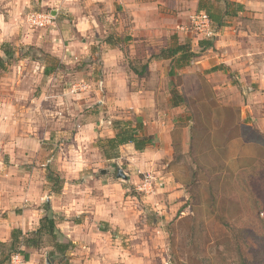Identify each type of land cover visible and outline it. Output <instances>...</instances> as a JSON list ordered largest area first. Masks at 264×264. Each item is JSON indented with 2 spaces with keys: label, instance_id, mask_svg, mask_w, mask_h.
Instances as JSON below:
<instances>
[{
  "label": "clouds",
  "instance_id": "9594fccd",
  "mask_svg": "<svg viewBox=\"0 0 264 264\" xmlns=\"http://www.w3.org/2000/svg\"><path fill=\"white\" fill-rule=\"evenodd\" d=\"M223 96L264 113V0H0V264H196L170 133Z\"/></svg>",
  "mask_w": 264,
  "mask_h": 264
},
{
  "label": "rangeland",
  "instance_id": "374dc122",
  "mask_svg": "<svg viewBox=\"0 0 264 264\" xmlns=\"http://www.w3.org/2000/svg\"><path fill=\"white\" fill-rule=\"evenodd\" d=\"M183 84L195 87L190 78ZM234 105L227 96L212 100L189 117L196 127L170 133L173 154L182 149L191 157L184 166L196 213L189 226L196 264H259L264 251L254 238L264 235V134L259 122L247 126L246 113ZM182 159L176 156L174 163Z\"/></svg>",
  "mask_w": 264,
  "mask_h": 264
},
{
  "label": "crops",
  "instance_id": "0c3cea01",
  "mask_svg": "<svg viewBox=\"0 0 264 264\" xmlns=\"http://www.w3.org/2000/svg\"><path fill=\"white\" fill-rule=\"evenodd\" d=\"M235 43H239V40H237V41H235ZM248 47H251V45H247ZM229 51V56L231 55V49H229L228 50ZM227 58V57H226ZM222 66V68L221 69H223L224 68V65H220V67ZM213 69V68H212ZM217 69V68H216ZM246 113V112H245ZM248 115V113H246V119H245V122H246V125L247 126H253V125H256L258 122L260 123V129H261V132H262V134H264V118H261L260 119V117L259 116H257V117H253V115L252 114H250L249 113V115ZM170 136H171V134H170Z\"/></svg>",
  "mask_w": 264,
  "mask_h": 264
},
{
  "label": "trees",
  "instance_id": "16d2710c",
  "mask_svg": "<svg viewBox=\"0 0 264 264\" xmlns=\"http://www.w3.org/2000/svg\"><path fill=\"white\" fill-rule=\"evenodd\" d=\"M222 68V66L220 67H218L217 68V70H219V69H221ZM263 237H261V234L260 235H255L254 236V238L259 242V241H261L262 240V243L264 244V235H262ZM246 242V244L248 245V242H250V239H248L247 241H245ZM241 260H244L243 259V256L241 255ZM259 264H264V251H262L261 252V254H260V258H259Z\"/></svg>",
  "mask_w": 264,
  "mask_h": 264
},
{
  "label": "water",
  "instance_id": "95a60500",
  "mask_svg": "<svg viewBox=\"0 0 264 264\" xmlns=\"http://www.w3.org/2000/svg\"><path fill=\"white\" fill-rule=\"evenodd\" d=\"M53 15H56V13L53 12Z\"/></svg>",
  "mask_w": 264,
  "mask_h": 264
}]
</instances>
